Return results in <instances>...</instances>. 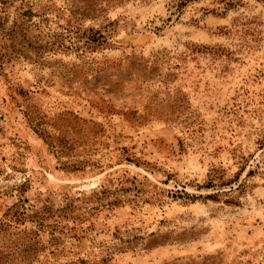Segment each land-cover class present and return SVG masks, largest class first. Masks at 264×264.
Listing matches in <instances>:
<instances>
[{
  "label": "rangeland",
  "instance_id": "rangeland-1",
  "mask_svg": "<svg viewBox=\"0 0 264 264\" xmlns=\"http://www.w3.org/2000/svg\"><path fill=\"white\" fill-rule=\"evenodd\" d=\"M8 221L5 264H264V0H0Z\"/></svg>",
  "mask_w": 264,
  "mask_h": 264
},
{
  "label": "trees",
  "instance_id": "trees-1",
  "mask_svg": "<svg viewBox=\"0 0 264 264\" xmlns=\"http://www.w3.org/2000/svg\"><path fill=\"white\" fill-rule=\"evenodd\" d=\"M91 31L92 30H90V32ZM102 37L103 35L100 34L99 30H97L93 35H89V37H87L84 45L93 47L95 44H100L102 41ZM33 207H36V205L31 204L30 208L34 209ZM44 208L45 212H49L53 207L51 206V204H44ZM43 224V222L40 223V225L42 226ZM12 226L17 227V225H15L11 221H8L5 224H3L2 222L0 223V264H5L9 256L12 257L10 258V260L13 261V263L17 260L31 261L33 257H35L34 255H31V252L36 251L37 253L39 250L38 245L40 244V242L38 239H36V237H31L28 234H26L24 238H22V236H13L19 234L20 232H23L24 234L27 232H24L23 230L18 233L13 232V230L8 229ZM153 243L158 242L156 240H152V244Z\"/></svg>",
  "mask_w": 264,
  "mask_h": 264
}]
</instances>
